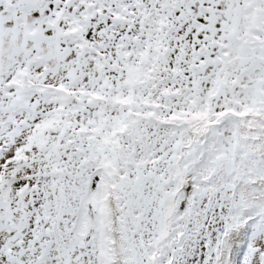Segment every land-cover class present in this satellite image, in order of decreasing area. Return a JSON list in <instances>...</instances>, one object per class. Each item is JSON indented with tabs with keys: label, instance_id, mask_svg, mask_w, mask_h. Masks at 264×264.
<instances>
[{
	"label": "snow or ice",
	"instance_id": "obj_1",
	"mask_svg": "<svg viewBox=\"0 0 264 264\" xmlns=\"http://www.w3.org/2000/svg\"><path fill=\"white\" fill-rule=\"evenodd\" d=\"M0 264H264V0H0Z\"/></svg>",
	"mask_w": 264,
	"mask_h": 264
}]
</instances>
